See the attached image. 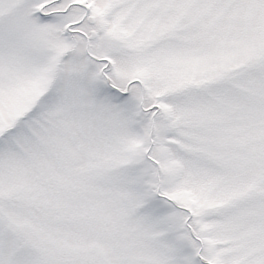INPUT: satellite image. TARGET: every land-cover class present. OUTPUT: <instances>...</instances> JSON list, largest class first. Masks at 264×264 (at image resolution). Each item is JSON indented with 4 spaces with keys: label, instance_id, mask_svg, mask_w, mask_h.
I'll list each match as a JSON object with an SVG mask.
<instances>
[{
    "label": "snow or ice",
    "instance_id": "6c2138e0",
    "mask_svg": "<svg viewBox=\"0 0 264 264\" xmlns=\"http://www.w3.org/2000/svg\"><path fill=\"white\" fill-rule=\"evenodd\" d=\"M0 264H264V0H0Z\"/></svg>",
    "mask_w": 264,
    "mask_h": 264
}]
</instances>
